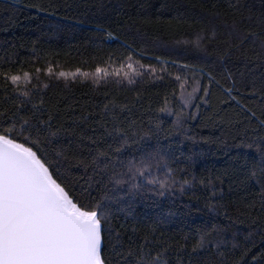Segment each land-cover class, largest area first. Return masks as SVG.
Masks as SVG:
<instances>
[{"label":"snow or ice","instance_id":"1","mask_svg":"<svg viewBox=\"0 0 264 264\" xmlns=\"http://www.w3.org/2000/svg\"><path fill=\"white\" fill-rule=\"evenodd\" d=\"M33 7L43 9V5ZM258 23L261 32H248L241 44L250 40L254 55L261 58L264 19ZM231 27L236 30L235 23ZM107 38L119 40V35L107 31ZM121 45L124 52L110 53L106 61L110 65L118 61V67H96L93 83L103 80L105 85L111 82L123 88L165 79L155 64L142 62L143 51L138 53L131 43L121 41ZM240 54L249 59L247 52ZM155 59L160 61L159 72L171 75L169 62ZM171 66L177 67L172 95L176 96L178 86L180 106L173 109L165 97L158 109L171 118L168 128L159 115L147 121L143 116L133 118L135 105L112 99L69 123L56 106L46 105L38 88H13L11 96L5 89L0 100V264H169L174 242L162 239L169 221L157 217L140 235L135 204L145 199L158 203L154 198L189 192L190 199L199 201L197 187L210 193L203 208L189 204L181 215L204 214L208 219L195 228L191 253L208 256L207 264H264V247L253 252L258 247L255 236L264 244V75L246 78L243 73L239 77L221 73L217 78L209 73L207 86L193 79L188 92V76L203 79L204 69L176 60ZM10 71L0 69V74L5 83L17 86L22 77L9 75ZM72 75L76 79L89 74L77 69ZM59 77L67 79L68 73L61 71ZM23 79L30 81L29 74L24 73ZM196 100L199 103L194 104ZM201 105L208 110L202 126H228L219 137L198 140L191 134L188 122L196 119ZM193 106L196 113L184 111ZM84 123L89 124L88 132ZM173 136L193 145H214L228 156L226 167L198 177L197 159L207 150L177 155L172 150ZM161 138L169 143L163 144ZM232 192L252 198L247 194L234 198ZM217 217L228 223H219ZM121 218L124 222L117 223ZM238 224L247 226L246 234L237 230ZM188 239L189 235L183 236L181 250Z\"/></svg>","mask_w":264,"mask_h":264},{"label":"trees","instance_id":"2","mask_svg":"<svg viewBox=\"0 0 264 264\" xmlns=\"http://www.w3.org/2000/svg\"><path fill=\"white\" fill-rule=\"evenodd\" d=\"M33 5H43V9L38 10ZM260 19H264V0H0V69H10L9 75L22 77L18 85L13 86L10 82L5 83L0 74V100L5 95V89L11 96L13 88L17 91L38 88L46 105L56 106L60 116L71 123L72 119L86 116L89 111H98L107 100L112 99L117 103L135 105L133 118L143 116L147 121L149 117L159 115L165 121L164 127L168 128L171 118L165 117L158 109L164 105L165 97L173 109L180 106L178 86L175 87L176 96L172 95L177 67L171 66V61L204 69L203 79L200 75L188 76V92L192 91L193 79L207 86L206 76L209 73L217 78L221 73H233L236 77L243 73L246 78H258L264 75V57L257 58L250 40L241 44V39L250 31L261 32ZM234 23L236 30L231 27ZM107 31L119 35V40H109ZM121 41L131 43L138 53L143 51L142 62L155 64L158 74L164 75L165 79L155 83L145 80L123 88L111 82L105 85L103 80L93 83L96 67L109 70L118 67V61L111 65L106 61L110 53L124 52ZM255 49L259 50V42ZM241 52H247L249 59L246 60ZM157 56L169 62L168 73L171 75L159 72ZM49 68L52 69L51 75ZM37 69L40 71L37 72ZM77 69L89 75L73 79L72 74ZM61 71L68 73L67 79L58 78ZM24 73L29 74L30 81L23 79ZM184 111L196 113L197 109L193 106ZM207 111L201 105L196 119L188 122L191 134L198 140L200 137H219L228 127L222 123L214 127L202 126ZM82 127L85 132L89 131L88 123ZM161 142L165 145L169 143L163 138ZM172 142V150L177 155L183 153L184 157L190 149L207 150L204 156L197 159L194 172L198 177L227 165L228 156L217 151L214 145H193L191 141L175 136ZM246 194L252 198L248 193H229L234 198ZM196 195L200 197L199 201L190 199L192 193L189 192L185 196L176 193L168 199L154 198L158 203L145 199L135 204L133 215L140 221V235L147 231L146 225L157 217H166L169 221L162 238L174 242L168 253L169 264H207L209 260L203 253H191L196 239L195 228L208 217L204 214L192 217L181 215L187 212L185 206L189 204L194 209L203 208L204 197L210 193L197 187ZM216 219L221 224L228 223L222 218ZM182 220L185 223H181ZM123 222L122 218L117 221ZM129 222L135 224L131 218ZM236 228L242 234L248 231L246 225L238 224ZM184 235H189V239L181 250L180 244H185ZM227 238L230 239V235ZM254 239L258 247L253 248V252H259L264 244L258 235ZM211 259L215 260V257Z\"/></svg>","mask_w":264,"mask_h":264}]
</instances>
